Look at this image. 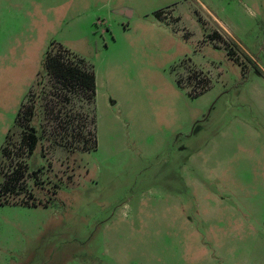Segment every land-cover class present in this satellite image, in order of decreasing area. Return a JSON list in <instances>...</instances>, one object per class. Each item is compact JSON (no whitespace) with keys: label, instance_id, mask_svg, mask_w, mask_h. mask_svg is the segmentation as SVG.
Wrapping results in <instances>:
<instances>
[{"label":"rangeland","instance_id":"374dc122","mask_svg":"<svg viewBox=\"0 0 264 264\" xmlns=\"http://www.w3.org/2000/svg\"><path fill=\"white\" fill-rule=\"evenodd\" d=\"M51 42L93 68V103L49 96ZM56 110L77 114L71 138ZM6 135L21 156L0 154V186L21 163L14 200L37 206H0V264H264V0H0V149ZM180 174L217 194V236Z\"/></svg>","mask_w":264,"mask_h":264},{"label":"trees","instance_id":"16d2710c","mask_svg":"<svg viewBox=\"0 0 264 264\" xmlns=\"http://www.w3.org/2000/svg\"><path fill=\"white\" fill-rule=\"evenodd\" d=\"M247 59L251 63L252 67L255 70H258L255 63L249 58ZM42 65V72H44L49 78V96H53V98H57L65 104L70 103L73 96H79L90 104L94 102L96 93L95 74L93 68L86 65L83 59L76 57L61 45L51 42L46 49ZM36 85H41L40 81H38ZM31 94L32 97L35 95L31 90L29 91L15 115L13 124L14 127L23 131V133H21L20 149L24 152L22 155L25 156L32 155L39 142L36 129L31 126V121L35 116V102L31 101L26 103L29 98L32 99ZM55 107L56 104L53 106V110ZM61 109H63V107ZM56 113L57 123L60 126L63 125L65 127L62 128L64 129V137L66 139L71 138V130L69 131L68 127L76 119L77 114L73 112V110H68L64 113V117L61 116L60 110H56ZM80 137L83 139V146L79 150L89 152L96 149L95 139L90 132H87L86 135H83L82 132ZM90 141H92L93 144L92 148L88 147V143ZM4 143L5 144H3L0 149L2 157L10 160H16L21 156L15 154L8 148V135H6ZM25 169L26 167L21 163H16L14 168L11 170V174L9 175L7 181L0 186V206H37L34 196L31 193L21 197L19 201L14 200L15 198L21 196L19 192V185L23 178Z\"/></svg>","mask_w":264,"mask_h":264},{"label":"crops","instance_id":"0c3cea01","mask_svg":"<svg viewBox=\"0 0 264 264\" xmlns=\"http://www.w3.org/2000/svg\"><path fill=\"white\" fill-rule=\"evenodd\" d=\"M193 158H194V154L189 155L187 162L190 163L193 160ZM215 173L216 175L218 174V172H215ZM185 174L191 175L190 172H185ZM179 179H180L179 182L184 185V189L189 194L188 198H190V200H193V202H195L197 218L203 222H210L213 224L211 228L207 229V232H202L200 234H203V235L210 234L214 237L217 236V234L221 232L220 231L221 229L219 228V225H218V222H219L218 219H220L222 216L217 211L215 212L212 210L211 212H208L205 209L206 199L210 198L211 196V198L215 200L218 198L217 194L213 191V189H211V187L205 186L202 180H201L202 182L199 181V183L195 185L192 178H190V181L188 182L185 179V176H183V174H180ZM173 195L176 200L175 202L179 206V209H182V211L184 212L185 207L181 205L182 204L181 194L179 193V191H175V193H173L172 196ZM186 219L187 221H189L188 217Z\"/></svg>","mask_w":264,"mask_h":264},{"label":"water","instance_id":"95a60500","mask_svg":"<svg viewBox=\"0 0 264 264\" xmlns=\"http://www.w3.org/2000/svg\"><path fill=\"white\" fill-rule=\"evenodd\" d=\"M118 13H120V14H125V15H129V12L127 11V10H121V11H119Z\"/></svg>","mask_w":264,"mask_h":264}]
</instances>
